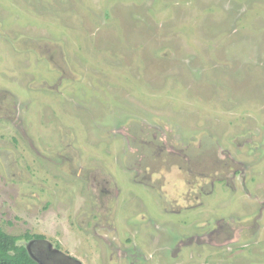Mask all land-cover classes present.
I'll list each match as a JSON object with an SVG mask.
<instances>
[{"label": "rangeland", "instance_id": "1", "mask_svg": "<svg viewBox=\"0 0 264 264\" xmlns=\"http://www.w3.org/2000/svg\"><path fill=\"white\" fill-rule=\"evenodd\" d=\"M18 102L0 110V229L18 244L38 235L80 264H264V0H0V104ZM122 118L133 160L142 139L166 137L169 153L145 148L136 165L198 206L169 207L117 169ZM70 140L121 185L108 229L80 174L57 165ZM215 151L234 162L221 182L200 177ZM194 220L218 239H183L171 263L152 254V223ZM104 235L135 249L111 253Z\"/></svg>", "mask_w": 264, "mask_h": 264}, {"label": "flooded vegetation", "instance_id": "2", "mask_svg": "<svg viewBox=\"0 0 264 264\" xmlns=\"http://www.w3.org/2000/svg\"><path fill=\"white\" fill-rule=\"evenodd\" d=\"M11 104L14 106L18 105L20 108L22 106V103H19V102L9 103L5 106L3 105L4 107L1 106L0 104V110L3 109L6 111V110H9L10 108L11 110L19 109L17 107H13ZM25 105L27 106L26 102H25ZM13 115H14V112H13ZM119 121H122V122H120L121 125L118 128H116L118 124H120L118 121L113 126L115 127L116 132L119 133V135L127 141V144H125L124 140L121 138V141L124 144L123 147L125 148V151H124V154H122L121 152L119 154V157L125 158V160L124 161L122 160L123 165L117 166V169H119L121 173H123L122 171L128 172L129 177L131 178V182L132 183L138 182L139 185H143V189L147 193L152 194L154 199L156 198L155 196H157L156 193H158V196L156 198L157 201L162 202V197H163V200H165V202L167 203L169 207L183 206V205L186 206V204L198 206L199 205L198 202L200 203L201 197L195 196L194 198H188L184 200L180 198L172 197V193L174 192V189L170 188L168 185L164 184L163 182L155 181V178H154L155 171L151 167L148 166L147 171H142L143 166L140 167L136 165L138 162H141V164H143L144 162L143 154H144L145 148H148L149 150H151L149 157H151L152 154L154 153H156L157 156L164 155L166 151L167 153H169V149H167V147L164 144L162 143L159 144V142H163V140L166 137L164 135H160V136L153 135V136L148 137L147 139H142L141 140V144H142L141 153L137 156L136 160H133V155L131 154L133 149L131 147V144L134 142L136 137L132 133L130 134L129 127L127 125V124L131 125L130 123L131 119L122 118ZM102 124L103 125L96 124V126L100 127L99 133L102 136L106 137L105 133L109 129L110 125L107 124L106 122H103ZM149 124H151V122ZM84 127L87 129V122ZM19 132L25 134L24 129L19 130ZM101 139L107 140V139H104L103 137ZM69 143L64 145L65 149L62 148L63 150L60 149L57 152L55 151L54 155L58 161L57 165L61 167H68L69 169L71 170L73 169L74 171L80 174V176L82 177L84 181L83 186H85L86 195L88 196L86 201L92 205L93 211H97L96 209H94L93 205L103 206V210L100 211V214L104 219L100 221V223H102L100 227L108 229L110 227V223L107 221L108 217H111V218L115 217L113 213L115 211L116 205L119 204V201H120L119 195L121 193L120 190H122L121 185L119 186L118 182L117 184L113 183V180L106 174L105 167H102V166L100 167L92 166L91 167V166L82 165V163L80 162L81 155H77V152L74 149H71V145H72L71 140L69 141ZM205 153L206 152L204 151V153H201L199 155H205ZM167 160L168 161H166L164 164L161 165L162 167L164 165L165 167L166 166L168 167V171H166V174L171 173L172 169H175V172H179L177 174L180 177L184 175L185 181L187 183L194 185L193 180H195V178H199L198 175H195V174L189 175V179H188L185 173L182 172L180 165L177 168L176 166L178 165L172 164L173 161H171V159H167ZM205 160H206V155H205ZM212 163H213L212 167L210 166L207 167L209 169H213L212 176H209V172H205L203 174L202 173L200 174L201 178H203L202 177L203 175L204 177H212V180L214 181L217 180L221 182L222 178H226L225 173L224 175H222V172H224L225 169H228V172H232V174L235 172V168L232 166L234 162L233 164H231L232 161L230 160V158L222 157L221 155L217 154L216 151L214 152L212 156ZM137 176L139 177L138 179H141V180L135 182V179L137 178ZM128 204L129 202L123 203V205H128ZM121 210H122V206H121ZM88 216H90V214H88ZM197 221L198 220H194L193 223L187 225V228L181 227V229L179 230L176 229L178 227L172 226L171 224L152 223L151 227L153 229L152 230L153 233H151L149 236L150 237L149 249L152 252V254L156 252L160 254L163 253L162 255H166L167 263H171L173 259L177 258V254H178L177 252L181 249V248L176 249L177 246L180 247L181 245L186 244V240H183V239L187 238L190 240V236L192 240L197 241V242L200 239L203 240L208 237L218 239L219 235L217 233L215 234L213 233L212 235H209L210 233L209 225L205 227L195 225ZM148 222L150 223L151 221L149 220ZM135 228L136 226L134 225L133 231L135 230ZM120 232H124V231L121 230ZM177 233H180V236L177 235ZM161 235H165L164 241H160ZM102 238H104L105 241L107 242V247H109V250L111 253L115 251H119V249L121 250L124 249L125 251H122V252H125L124 255L128 258L130 256L131 251L127 249H132V247L135 249V245H133L132 243V238H130L128 235L124 237V241H126L125 246L121 245L118 242L119 245L123 247H116V245L114 246L112 245L115 239L117 241V237H114V239L111 241L107 240V235H104ZM25 248L31 254V256L35 259L37 264H80L76 259L63 255L59 251L58 248L53 247L50 243L45 241L42 237L41 238H31L30 240L26 242ZM33 248L35 250H33ZM149 255L151 257L150 253Z\"/></svg>", "mask_w": 264, "mask_h": 264}, {"label": "trees", "instance_id": "3", "mask_svg": "<svg viewBox=\"0 0 264 264\" xmlns=\"http://www.w3.org/2000/svg\"><path fill=\"white\" fill-rule=\"evenodd\" d=\"M23 238L28 241L41 236L25 234ZM19 240L0 229V264H37L25 246L18 244Z\"/></svg>", "mask_w": 264, "mask_h": 264}, {"label": "water", "instance_id": "4", "mask_svg": "<svg viewBox=\"0 0 264 264\" xmlns=\"http://www.w3.org/2000/svg\"><path fill=\"white\" fill-rule=\"evenodd\" d=\"M30 256H31V254H30ZM32 257V256H31ZM33 258V257H32ZM34 259V258H33ZM35 260V259H34Z\"/></svg>", "mask_w": 264, "mask_h": 264}]
</instances>
